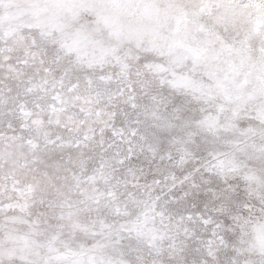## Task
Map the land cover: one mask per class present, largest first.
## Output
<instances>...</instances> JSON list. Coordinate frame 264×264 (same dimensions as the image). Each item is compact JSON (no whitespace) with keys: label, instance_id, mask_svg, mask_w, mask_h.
<instances>
[{"label":"snow or ice","instance_id":"6c2138e0","mask_svg":"<svg viewBox=\"0 0 264 264\" xmlns=\"http://www.w3.org/2000/svg\"><path fill=\"white\" fill-rule=\"evenodd\" d=\"M0 264H264V0H0Z\"/></svg>","mask_w":264,"mask_h":264}]
</instances>
